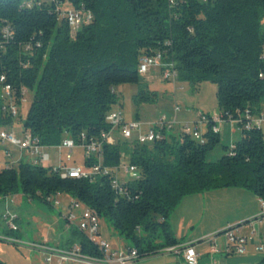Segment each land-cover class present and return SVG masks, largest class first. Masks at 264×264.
<instances>
[{
  "label": "trees",
  "instance_id": "1",
  "mask_svg": "<svg viewBox=\"0 0 264 264\" xmlns=\"http://www.w3.org/2000/svg\"><path fill=\"white\" fill-rule=\"evenodd\" d=\"M28 1H34L31 7ZM58 1L90 11L93 22L72 36L52 0H0V76L16 98L22 88L34 93L23 132L41 146L58 147L67 138L80 145L109 132L106 118L118 103L120 85L139 86L136 104L152 102L154 93L138 71L144 55L161 54L180 81L214 83L218 111L227 121L264 113V0ZM5 27L12 30L9 41L2 35ZM207 128L204 144L164 132L165 139L154 143L120 139L105 145L104 166L118 167L125 157L140 170L141 177L128 184L129 198L114 192L109 177L62 178L61 170L28 161L0 167V195L22 193L46 203L48 197L68 195L107 219L143 258L181 244L168 220L186 196L240 188L264 201L263 130L240 128L242 138L233 150L223 147L225 155L208 163L220 135ZM95 162L87 158L82 167ZM74 239L84 254L101 255L76 228L68 244Z\"/></svg>",
  "mask_w": 264,
  "mask_h": 264
},
{
  "label": "built area",
  "instance_id": "2",
  "mask_svg": "<svg viewBox=\"0 0 264 264\" xmlns=\"http://www.w3.org/2000/svg\"><path fill=\"white\" fill-rule=\"evenodd\" d=\"M56 3V11L67 20L70 29L75 33L81 29L82 26L89 25L93 22V14L83 8H65L62 1L52 0ZM34 1L26 2L27 7H31ZM2 35L6 41H9L12 37V30L9 27L2 29ZM73 35V34H72ZM26 51L30 50V45L25 47ZM152 70H159L162 79L168 82L177 80V71L175 70L173 63H163L161 54L156 56L144 55L140 58L139 62V74L142 77H146ZM260 77H264L263 74ZM29 91L26 88H22L20 91V98H16L15 91L11 84L7 83L5 75L0 76V120L5 124H13L15 119L19 116V105L24 101V97ZM179 111V108L175 109V113ZM107 123L111 126L109 132H102L99 138L91 139L88 143H80L78 145L74 140L67 138L63 140L58 150L66 151V160L71 161L73 159V152L76 148H81L84 151V158L95 159L96 162L90 169H84L82 166L73 165L70 167L60 166L53 168L54 171L61 170L62 178H76V179H89L95 181L100 176H106L110 178L111 188L114 192L126 198L130 197V190L128 184L136 181L141 177L138 167L131 165L129 162L122 160L118 167L110 168L103 165L105 145H115L119 142L116 138L118 133L123 140L136 139L141 144L154 143L165 139V133L172 132L175 126H178L176 118L172 121H168L167 117L163 115L159 120L151 125H148L146 129L143 128V124L140 122H126L123 119V113L121 111L110 112L106 118ZM225 122L238 125L239 128L250 130L252 128L263 129L264 128V113L259 117L251 116L249 112L243 117L241 114L236 118H229L227 121L224 119L221 113L215 112L213 114H198V121L191 123H183L181 133L191 137L201 144L206 142V139L201 132L199 126L205 124L207 127L212 126L211 130L214 134L221 133V126ZM165 132V133H164ZM81 140L85 142V135L81 136ZM0 142L2 145L10 144L13 147H18L23 154L14 160L10 150H5L4 157L6 162L1 164L3 167L14 166L22 161L31 162L34 165L41 167H51V156L48 153L42 152L43 146L40 145L39 140L35 138L31 133L24 132L23 139H18L14 133L3 130L0 128ZM234 145L231 147L233 150ZM25 154V155H24ZM231 156L235 154L230 152ZM0 166V167H1ZM60 195L48 197L47 201L53 203L55 206H61V202L58 200ZM8 197V196H7ZM7 197L0 195V202ZM262 207H264V201L261 199ZM68 228H76L83 232L91 243L97 246L100 256H92L84 254L80 245L72 246L67 249L52 248L47 242L44 243H31L26 244L27 247L33 250L47 254L46 262L53 264L56 259V264H65L68 262H80L85 264H135L137 261L159 254H173L182 258L186 264H198L199 255L195 250L193 244H179L176 246H169L158 250L155 254L141 257V254L136 248H113L108 242L99 240L100 235V216L97 211L87 207L81 202L71 200L67 206V212L64 215ZM4 219L7 222L10 231L16 232L18 230L16 221L18 216L11 213L9 210L4 214ZM260 223L264 222V209L259 216ZM139 231V229L137 230ZM238 228L232 227L225 230L224 234L229 242V251L243 255L246 252L248 244L247 238L238 235ZM11 243H21L17 239H11L8 237L3 238ZM259 251H264V246H260ZM55 258V259H54Z\"/></svg>",
  "mask_w": 264,
  "mask_h": 264
},
{
  "label": "rangeland",
  "instance_id": "3",
  "mask_svg": "<svg viewBox=\"0 0 264 264\" xmlns=\"http://www.w3.org/2000/svg\"><path fill=\"white\" fill-rule=\"evenodd\" d=\"M40 1L49 3L51 0ZM62 8L70 9L71 7L66 2ZM71 33L73 34L72 36L75 35V32L72 30ZM155 72L153 70L147 77H142L143 82L149 78V81H147L148 91L149 93H154L152 102L136 104L134 99L139 93V86L136 84H124L116 88L119 100L110 111H121L123 119L126 122H140L143 124L144 129L159 120L163 115L167 117L168 121L176 118L177 123L182 126L183 123H194L193 119L197 118L199 113L213 114L218 111L217 87L214 83L205 81L194 85L189 82L180 81L179 79L168 82L163 80L160 74H155ZM150 76L154 77L150 79ZM33 98L34 93L29 91L24 97V101L18 106L19 116L15 119L14 123L0 125V128L14 133L18 139H23L24 122ZM176 108H179L177 113H175ZM180 126L174 127L171 132L173 136L177 137L180 135L179 133L182 129ZM199 128L203 135L208 133L207 125L203 124ZM220 130V142L207 153L206 161L208 163L218 162L225 155L223 147H232L242 138L239 126L233 125L230 122L223 123ZM262 130L264 132V128ZM5 150H10L14 159L23 154L18 147H13L10 144L2 145L0 142V165L3 162ZM42 152L50 154L51 167L53 168L60 166L70 167L73 165L83 166L85 162V158L83 157L84 151L81 148L74 150L71 161L66 160V151H59L57 147H43ZM123 160L124 162H128V159L125 157ZM58 200L64 203L71 200V198L64 194L60 195ZM65 206L61 205L57 207L53 203H46L40 199L30 200L22 193L10 195L1 201L0 261L4 264H48L46 262V255L43 252L30 249L26 244L47 242L52 247H67L71 238V232L69 231L66 219L63 217V212H67V207L65 208ZM7 210L18 216L16 221L18 230L16 232L10 231L4 219V214ZM100 235L99 240L108 242L113 248L119 245L132 247L130 242L120 238L112 224L105 218H100ZM5 237L17 239L22 243L8 242L3 239Z\"/></svg>",
  "mask_w": 264,
  "mask_h": 264
},
{
  "label": "crops",
  "instance_id": "4",
  "mask_svg": "<svg viewBox=\"0 0 264 264\" xmlns=\"http://www.w3.org/2000/svg\"><path fill=\"white\" fill-rule=\"evenodd\" d=\"M155 71V74L161 75L159 70ZM153 77L150 76V79ZM147 81H149V78L145 82ZM193 120L194 122H196L195 120L198 121V116ZM178 126H180L179 123ZM116 138L120 140L121 136L117 133ZM16 159L18 158L14 160ZM2 161V164L6 162L5 157ZM71 200L61 205H66V208ZM263 209L261 199L251 191L240 188H227L208 191L204 194L186 196L171 213L168 222L174 237L181 244L194 245L199 255L198 264H264V251L261 252L258 250L260 246H264V222L260 223L259 220ZM64 213L66 212H63V217L65 215ZM232 227H237L238 235L248 240L246 252L243 255L228 250L230 244L224 232ZM69 231L71 232L70 228ZM15 237L17 238V236ZM76 245H79L77 239H74L73 245L68 244L65 248L60 246L52 247L49 244L52 248L61 249H67ZM115 248L130 247L119 245ZM44 254L47 258V254ZM68 263L85 264L80 262ZM53 264H56V259ZM135 264L186 263L179 256L159 254L143 258Z\"/></svg>",
  "mask_w": 264,
  "mask_h": 264
},
{
  "label": "bare ground",
  "instance_id": "5",
  "mask_svg": "<svg viewBox=\"0 0 264 264\" xmlns=\"http://www.w3.org/2000/svg\"><path fill=\"white\" fill-rule=\"evenodd\" d=\"M79 231V230H78Z\"/></svg>",
  "mask_w": 264,
  "mask_h": 264
}]
</instances>
